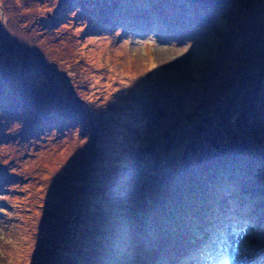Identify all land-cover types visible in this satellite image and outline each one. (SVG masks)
Wrapping results in <instances>:
<instances>
[{"label": "rangeland", "instance_id": "rangeland-1", "mask_svg": "<svg viewBox=\"0 0 264 264\" xmlns=\"http://www.w3.org/2000/svg\"><path fill=\"white\" fill-rule=\"evenodd\" d=\"M249 189L264 0H0V264H264Z\"/></svg>", "mask_w": 264, "mask_h": 264}, {"label": "trees", "instance_id": "trees-1", "mask_svg": "<svg viewBox=\"0 0 264 264\" xmlns=\"http://www.w3.org/2000/svg\"><path fill=\"white\" fill-rule=\"evenodd\" d=\"M261 193H262L261 191L257 192V191H253V190L249 189L248 194L245 195L244 197H241V198L236 197V196L235 197H231V199L233 201V209H235L236 212L240 213V215H243V216L248 215L249 212H250V209H252L253 207L252 208H249L250 205H248V203H246V201L244 200V198L245 197H248V196L258 195L259 198H257L258 199L257 201L259 202V200H261L262 198H264V194L263 193L261 194ZM254 205L256 206V203H254ZM257 210L258 211H261L259 207H258ZM259 213L257 215L253 211V214L247 217L248 222L250 224H253V221L255 220L254 217L256 216V218H257V216L260 215ZM263 223H264V221H263ZM239 263L242 264V263H244V261H241Z\"/></svg>", "mask_w": 264, "mask_h": 264}, {"label": "bare ground", "instance_id": "bare-ground-1", "mask_svg": "<svg viewBox=\"0 0 264 264\" xmlns=\"http://www.w3.org/2000/svg\"><path fill=\"white\" fill-rule=\"evenodd\" d=\"M8 64H9V63H8ZM70 108H71V107H70ZM67 109H68V108H67ZM40 164H41V163H40ZM27 175H28V174H27ZM29 175H30V174H29ZM25 179H26V178H25ZM23 180H24V179H23ZM15 192H16V191H15ZM15 194H16V193H15ZM15 194H14V195H15ZM189 233H190V232H189ZM187 234H188V233H187Z\"/></svg>", "mask_w": 264, "mask_h": 264}]
</instances>
